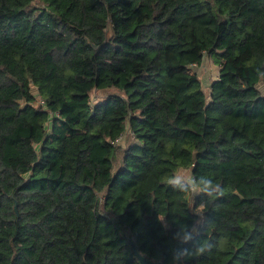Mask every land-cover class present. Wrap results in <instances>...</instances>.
I'll use <instances>...</instances> for the list:
<instances>
[{"label": "trees", "instance_id": "16d2710c", "mask_svg": "<svg viewBox=\"0 0 264 264\" xmlns=\"http://www.w3.org/2000/svg\"><path fill=\"white\" fill-rule=\"evenodd\" d=\"M195 211L183 264H264V0H0V264H173Z\"/></svg>", "mask_w": 264, "mask_h": 264}, {"label": "clouds", "instance_id": "9594fccd", "mask_svg": "<svg viewBox=\"0 0 264 264\" xmlns=\"http://www.w3.org/2000/svg\"><path fill=\"white\" fill-rule=\"evenodd\" d=\"M166 183L173 188L175 191L181 193H187L191 196L194 201V197L199 194H204L206 197L211 198L222 194L221 186L215 183L212 179L201 176L196 178L195 176L188 177L186 175H172ZM203 204V203H201ZM196 212V211H195ZM197 215L201 216V220L194 221L192 225L179 224L178 230L173 234L172 240L179 244H187L194 239L198 234V225L202 222V212H196ZM157 220L164 223L165 216H157ZM212 247L211 243H201L200 241L193 245V249L179 248L173 251L172 262L177 264V261H181L190 256H197L209 250ZM141 256L145 254L140 253ZM139 264V261H137Z\"/></svg>", "mask_w": 264, "mask_h": 264}, {"label": "rangeland", "instance_id": "374dc122", "mask_svg": "<svg viewBox=\"0 0 264 264\" xmlns=\"http://www.w3.org/2000/svg\"><path fill=\"white\" fill-rule=\"evenodd\" d=\"M194 71L198 72L203 87L206 91V93H209V88L211 85V82L214 78H216L219 75V66L216 65L213 60L209 56H205L203 63L200 66H194ZM104 94L102 91H96L94 93V99L101 97ZM176 175H186L188 177H192L191 169L190 168H180Z\"/></svg>", "mask_w": 264, "mask_h": 264}, {"label": "water", "instance_id": "95a60500", "mask_svg": "<svg viewBox=\"0 0 264 264\" xmlns=\"http://www.w3.org/2000/svg\"><path fill=\"white\" fill-rule=\"evenodd\" d=\"M183 245L184 244L177 243V245L175 247V250L179 249V248H182ZM133 248H134V251H135L136 255L138 256V258L140 259V261L143 264H164L162 261H156V260L148 259L145 256H141L140 252L137 250V247H136V245L134 243H133ZM177 264H183V260L177 261Z\"/></svg>", "mask_w": 264, "mask_h": 264}]
</instances>
